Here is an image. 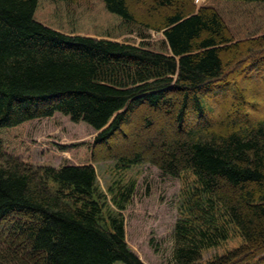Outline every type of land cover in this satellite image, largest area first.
Returning <instances> with one entry per match:
<instances>
[{
  "label": "trees",
  "instance_id": "1",
  "mask_svg": "<svg viewBox=\"0 0 264 264\" xmlns=\"http://www.w3.org/2000/svg\"><path fill=\"white\" fill-rule=\"evenodd\" d=\"M228 73L264 87V0H0V146L18 150L25 123L55 114L96 133L89 163H0V264H143L121 216L102 214L101 153L195 177L173 264H264V116L251 117L264 93L221 102ZM135 121L146 135L130 139ZM132 193H115L119 211ZM230 229L242 245L202 263Z\"/></svg>",
  "mask_w": 264,
  "mask_h": 264
},
{
  "label": "rangeland",
  "instance_id": "2",
  "mask_svg": "<svg viewBox=\"0 0 264 264\" xmlns=\"http://www.w3.org/2000/svg\"><path fill=\"white\" fill-rule=\"evenodd\" d=\"M148 5H150L149 1ZM147 6L143 7L142 3L138 2L134 7L136 14H142ZM228 74L224 78L226 80L218 84L219 91L222 92L221 102H234L237 88L243 91L244 88L252 87V91L264 93L260 78L253 79L248 75L243 77L242 73ZM262 80L264 81V78ZM247 99L253 100L251 97H246ZM212 104L217 114L216 100ZM251 114L253 119L263 117L264 110ZM136 123L135 121L128 127L130 139L136 137V132L139 133L138 136L146 135L142 130L138 131L136 127L138 123ZM95 136V131L85 123H73L69 117L61 114H55L51 118L32 120L23 126L21 148L17 150L6 142L2 143L0 163L5 164L9 157L17 158L31 167L49 166L56 169L66 165L89 163L85 158L83 148L91 144ZM102 148L104 147L99 146L98 150ZM111 156L101 153L96 157L98 160L91 163L97 177L96 189L106 197L105 200H101L104 219L108 214L121 216L128 249L143 264H173L175 226L180 218L184 196L195 185V177L185 172L178 178H172L161 174L156 167L145 163L123 168L113 160L105 159ZM127 185L133 186V193L128 203L124 205V210L119 211L115 207L116 198H119L118 194L115 198V193ZM108 188H112L114 193L109 194ZM241 245L242 239L238 233L230 229L226 241L202 252V263L224 256ZM258 258L247 264H258Z\"/></svg>",
  "mask_w": 264,
  "mask_h": 264
}]
</instances>
